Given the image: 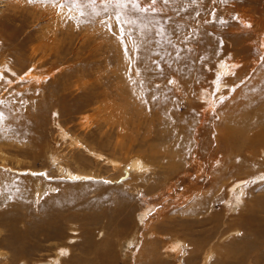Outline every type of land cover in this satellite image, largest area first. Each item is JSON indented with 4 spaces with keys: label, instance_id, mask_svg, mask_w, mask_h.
I'll list each match as a JSON object with an SVG mask.
<instances>
[{
    "label": "rangeland",
    "instance_id": "1",
    "mask_svg": "<svg viewBox=\"0 0 264 264\" xmlns=\"http://www.w3.org/2000/svg\"><path fill=\"white\" fill-rule=\"evenodd\" d=\"M54 3L0 0V171L8 180H19L31 189L11 204L0 198V264H179L183 256L169 259L163 250V240L174 235L187 241L184 264H202L207 254L206 264H264L262 126L245 133L244 143L239 139L244 135L230 133V138L235 137L234 146L224 141L218 146L210 139L204 144L201 134L197 149L193 142L187 144L191 137L183 138L188 121L191 136L194 124L199 125L195 121L206 120L207 126H214L210 137H217L222 132L218 127L228 123L235 130L241 119L256 116L254 108L243 116L238 108L228 110V105L255 70L264 66L260 47L264 44V0H169L167 4L158 0L154 6L151 0H138L137 4L122 0L120 5L107 0ZM51 10L53 18L49 19L46 13ZM214 36L224 55L234 52L243 63L253 59L257 63L248 68L247 79H239L225 91L223 102L217 97L209 103L217 66H213L214 57L205 52L208 43L217 41ZM244 44L251 54L237 50ZM191 58L199 59L194 61L197 68ZM178 65L185 70L179 71ZM185 72L191 77L188 73L185 77ZM189 84L192 93L187 90ZM197 89L202 94L208 90L209 96L200 97ZM260 105L259 119L264 120V101L254 103L257 108ZM107 108L113 110V116ZM231 116L233 122L229 123ZM63 129L65 135L71 132L86 143L80 148L84 151L78 152L60 132ZM122 131L127 133L122 135ZM128 140L136 153L155 155L156 173L149 172L145 181H138L142 186L151 183L152 188L147 187L151 193L140 197L142 190L136 194L133 187L107 189L109 184L101 179L71 182L60 174L64 165L107 176L113 171L111 166L86 148L94 145L107 156L122 157L115 143ZM152 143L159 145L158 153ZM196 151L198 157L193 158ZM218 171L220 174L215 173ZM222 181L226 182L218 190ZM238 182L246 188L244 199L243 191L234 188ZM37 184L45 189L40 198L35 194ZM2 188L0 182V191ZM67 196L74 200L65 199ZM93 199H98V209L83 203ZM68 200L77 202V209L86 205L81 207L89 215L96 210L95 217H78L82 211H73ZM65 202L71 206L66 205L62 217L56 208L65 210ZM154 228L157 236H153ZM159 233L162 239L155 238ZM238 241L240 251L232 252L231 244Z\"/></svg>",
    "mask_w": 264,
    "mask_h": 264
},
{
    "label": "bare ground",
    "instance_id": "2",
    "mask_svg": "<svg viewBox=\"0 0 264 264\" xmlns=\"http://www.w3.org/2000/svg\"><path fill=\"white\" fill-rule=\"evenodd\" d=\"M57 2V1H56ZM144 2V1H143ZM146 2V1H145ZM149 3V2H148ZM54 5H55V3H54ZM150 5V4H149ZM162 6V5H161ZM166 6V5H165ZM55 7V6H54ZM56 10V9H55ZM163 11V10H162ZM52 10L51 11H48V13H46V15H51L52 14ZM62 14V13H61ZM240 15H242V16H244V17H248L247 15H244V14H241L240 13ZM55 17V16H54ZM58 17H60L59 16V13H57V18ZM51 18H53V15L52 16H50L49 17V19H51ZM63 18V17H62ZM56 19V18H55ZM59 19V18H58ZM56 21V20H55ZM59 23V22H58ZM63 23V22H62ZM54 25H57V24H54ZM60 28V27H59ZM55 31V30H54ZM57 31V30H56ZM65 31V30H64ZM63 32V31H62ZM56 33V32H55ZM91 33V32H90ZM57 34H58V32H57ZM88 34V33H87ZM220 34V33H219ZM89 35V34H88ZM84 36V35H83ZM217 37H219L218 35H217ZM217 37H215L214 36V39L215 38H217ZM86 38V37H85ZM84 38V39H85ZM94 38V37H93ZM194 38V37H193ZM220 38H221V36H220ZM83 39V40H84ZM87 39V38H86ZM218 39L219 38H217V41H216V39L215 40H213V43L215 42H218ZM82 40V41H83ZM85 41V40H84ZM209 41V40H208ZM220 41V40H219ZM202 42V41H201ZM206 43V42H205ZM213 43H211L210 42V44L208 43V47L206 46V52L205 53H208L207 54V56H211L212 58L214 57V59H213V66H217V68H216V77H215V83H214V86H212L213 87V93H212V96H211V98L209 99V103L214 99H216L217 97H219V98H221L222 97V95H224V93H225V91H228V90H230V89H232L233 87H234V84L240 79L241 80V78H243V79H247V74L249 73V70H248V68L250 67V66H253V65H255L256 63H257V59H253L250 63H243L241 60H239V59H237V58H235V53L233 52V53H230L229 55H224L225 54V52H223V49H222V47H220L219 45H216L215 43L213 44ZM232 45H234V43H232ZM232 45H231V47H232ZM201 47V46H200ZM260 47L264 50V44H261L260 45ZM202 51H203V49H201ZM211 50L213 51V52H211ZM237 50H239V51H241V52H248L249 54H251L252 52H251V50L249 49V46L247 45V44H244V45H241V47H239V48H237ZM72 51V50H71ZM205 51V50H204ZM197 52V51H196ZM195 53V52H194ZM58 54H60V53H58ZM57 54V55H58ZM195 54H197V55H194V56H196V58L194 57V59H197V57H199V55H198V53H195ZM192 55V54H191ZM192 57V56H191ZM202 57V56H201ZM204 57V56H203ZM210 57V58H211ZM206 58V57H205ZM211 58V59H212ZM202 59V58H201ZM204 59V58H203ZM202 59V60H203ZM191 60L193 61V59L191 58ZM199 60V59H198ZM198 60H196V61H198ZM208 60V59H207ZM221 60H223V62L221 63L220 61ZM195 61V60H194ZM193 61V63H195ZM220 62V63H219ZM190 62L188 61V64H189ZM197 63V62H196ZM196 63L194 64V66H196V68H197V65H196ZM200 64L202 63V62H199ZM218 63H219V66H218ZM191 64H192V62H191ZM182 65V64H181ZM181 65L178 67L179 68V71L181 70V69H184V68H181L180 69V67H181ZM184 65V64H183ZM186 65V64H185ZM193 65V64H192ZM194 66H193V68H194ZM198 66H200V65H198ZM185 67V66H184ZM192 67V66H191ZM174 69H177V67L176 68H174ZM190 69V68H189ZM247 70L248 72L246 73V75L245 76H243L244 74V71L245 70ZM250 69V68H249ZM185 70V69H184ZM251 70V69H250ZM175 71V70H174ZM197 71V70H196ZM200 71V70H199ZM210 71V70H209ZM193 72H195V71H193ZM177 73V72H176ZM178 73H180V72H178ZM184 73V72H183ZM182 73V74H183ZM186 73V76L185 77H187V73L188 72H185ZM192 73V72H191ZM82 75V74H81ZM175 75H177V74H175ZM179 75H181V74H179ZM178 75V76H179ZM192 75H195V74H193L192 73ZM215 75V74H214ZM188 76H189V73H188ZM252 76V78H250L249 79V81L248 82H246V84L241 88V89H239V90H237V92L234 94V97H233V99H232V101H230L229 102V105H228V110H230V109H233V111L236 109V108H238V113H239V115H246V113L248 114V113H252L253 111V108L254 109H256L255 111H254V115H256L255 117H253V119H250V120H246L245 118L244 119H241L240 117H238V118H240L241 120L239 121V119H238V121L239 122H237V118H236V126L235 127H237V129L235 128V130H232V129H234L233 127H230V125L227 123V121L230 123V122H233V120L231 119L233 116H231V117H228V120L225 122V123H227V125L225 126V127H223V128H219L218 127V131H222L221 133H219V136H217L216 134H214V135H216L217 137H215L214 135V137H210V135H209V132L211 133V131L210 130H213V127H212V129L210 128V126H207L206 125V120H197V121H195V122H199V125L198 126H196V124H194V126L196 127V129H195V132L193 133V135L191 136V133H190V131H191V124L189 123V121L186 123V125H185V131H184V136H183V138H192V140L191 139H189V140H187L186 142H187V144H189V146H192L193 144H195L196 145V148L197 149H199L200 147L199 146H201V144H199L198 142H196V140L198 139V137H200L201 136V134H203L204 135V137L202 138V140H204V144H208V139H210L209 141H211V142H213V144H216V145H220L219 143H220V141H224L225 143H227L228 144V146H234V141H235V137H234V139H233V137L232 138H230L231 136H230V133H235V132H237V133H239V134H241V135H244L245 133H247L248 131L250 132L251 130H253V128L255 127V126H257V125H259L260 126V128H261V126H262V128L261 129H263L264 130V120H260L259 119V116H260V114L263 112V106L262 105H260L261 107L260 108H257V106L255 107L254 106V103H256V102H260V101H264V86H263V83H264V66L263 67H259L258 69H256L255 70V73L253 74V75H251ZM189 77H191V76H189ZM213 77V76H212ZM181 78V77H180ZM172 80V79H171ZM195 80V79H194ZM174 81H176V80H174ZM199 81V80H198ZM176 83V82H175ZM185 83V82H184ZM199 83V82H198ZM187 85V84H186ZM190 85L191 84H189L188 86H189V88H188V86H187V90H189V92H191L192 93V89H194V88H191L190 89ZM201 85H203V84H201ZM176 86V85H175ZM261 86H263V88L261 87ZM210 87V86H209ZM207 89V88H206ZM138 90V89H137ZM141 91H142V89H140ZM196 90V89H195ZM234 91V90H233ZM128 92V91H127ZM133 92V91H132ZM139 92V91H138ZM119 93V92H118ZM125 93V92H124ZM135 93V92H134ZM140 93V92H139ZM142 93V92H141ZM228 93V92H227ZM107 94V93H106ZM120 94V93H119ZM143 94V93H142ZM197 94H199V96L201 97L202 95V97H204L205 99H206V97L207 96H209V92H208V90H205L204 92H203V94H202V89L201 90H199V89H197ZM113 95V94H112ZM127 95V94H126ZM139 95H141V94H139ZM121 96H123V95H121ZM129 96V95H128ZM132 96V94L130 95V97ZM134 96H136V95H134ZM141 98V97H140ZM224 98V97H223ZM126 99V98H125ZM124 99V100H125ZM131 99V98H130ZM135 100V99H134ZM190 100V99H189ZM226 100V99H225ZM230 100V99H229ZM129 101V100H128ZM136 101V100H135ZM135 101H133V102H135ZM201 101V100H200ZM206 101V100H205ZM208 101V100H207ZM104 103L106 102V101H103ZM214 102V101H213ZM104 103H101V104H103V106L102 107H105L104 106ZM146 103V102H145ZM144 103V104H145ZM149 103V102H148ZM205 104L207 103V102H204ZM215 103H217V102H215ZM246 103V104H245ZM109 104H110V102H109ZM151 104V103H150ZM228 104V103H227ZM241 104V105H240ZM253 104V105H252ZM106 105V104H105ZM137 105V104H136ZM143 105V104H142ZM152 105L153 104H151V107L150 108H152ZM155 105H157V104H155ZM243 105V106H242ZM99 106H100V104H99ZM139 106V105H138ZM154 106V105H153ZM98 107V106H97ZM136 107V106H135ZM147 107V106H146ZM213 107V106H212ZM94 108V107H93ZM148 108H149V106H148ZM96 109V108H95ZM101 109V108H100ZM102 109H104V108H102ZM106 109V108H105ZM157 109V108H156ZM155 109V110H156ZM107 110H108V112L110 113V115H112L113 116V110H111L110 108H107ZM143 111V110H142ZM225 111V110H224ZM105 112H107V111H105ZM104 112V113H105ZM149 112V111H148ZM153 112V111H152ZM261 112V113H260ZM101 113H103V110H101ZM103 113V114H104ZM140 113V112H139ZM250 113V114H251ZM142 114H144V113H142ZM141 114V115H142ZM145 114H148V113H145ZM237 115V114H236ZM236 115H234V116H236ZM262 115H264V114H262ZM200 116V115H199ZM264 117V116H263ZM230 118V119H229ZM261 118V117H260ZM87 119V118H86ZM219 119V118H218ZM221 119V118H220ZM219 119V120H220ZM226 119H227V117H226ZM222 121H223V119H222ZM224 123V124H225ZM232 124V123H231ZM60 125V124H59ZM219 125V124H218ZM223 124H222V122H221V126H222ZM101 127H103V125H100ZM104 126H105V124H104ZM217 126V125H216ZM28 127H29V125H28ZM58 128H59V126H58ZM232 128V129H231ZM29 129V128H28ZM60 129V128H59ZM69 130V129H68ZM207 130V131H206ZM262 130V131H263ZM33 131V130H32ZM179 131V130H178ZM256 131V130H255ZM24 132V131H23ZM60 132H62V135L63 136H65L66 137V139L68 140H70V142H72V144L74 145V147H77V149H78V152L79 153H81L82 151H84V149L82 150V149H80V148H83V147H86L85 146V144L86 143H82V141H81V139L78 137V135H72L71 134V132H70V134L69 135H65V133H67V132H65V130L63 129L62 131L60 130ZM106 132H108V131H106ZM207 132V133H206ZM214 132V131H213ZM217 132V131H216ZM26 133H28V132H26ZM30 133V132H29ZM35 133V132H34ZM104 133H105V131H104ZM121 133H123L122 135H124L125 133H127L126 131H122ZM215 133V132H214ZM236 133V134H237ZM255 133V132H254ZM257 133V132H256ZM262 133H264V131L262 132ZM61 134V133H60ZM178 134V133H177ZM261 134V133H260ZM28 135V134H27ZM253 135V134H252ZM246 135H244V136H242V137H240V136H238V138L241 140V143H244V141H243V138L245 137ZM248 137H249V135H248ZM253 137V136H252ZM255 137V136H254ZM258 137V136H257ZM257 137H255V138H257ZM261 137H262V135H261ZM206 138V139H205ZM251 138V137H250ZM259 138V137H258ZM64 140V139H63ZM134 140V138H132V141ZM247 140V139H246ZM245 140V141H246ZM65 141V140H64ZM131 141V142H132ZM252 141H254L252 138H251V141L250 142H252ZM106 142H108V141H105V143ZM128 142L129 143H127L126 142V144H125V142H121V141H118L117 143H115V146H119L120 147V149H121V151H122V153H123V156L122 157H119V155L120 154H118V157H115L114 156V154H113V156L111 157V156H107L106 154H105V152H103L102 150H99V148L97 147L96 148V146H94V145H92V146H89V147H87L86 149L87 150H89L91 153H93L92 155H96V157H97V159H101V160H104L105 161V163L106 164H108V165H110L111 166V169L113 170L110 174L108 173V175L106 176V175H104V174H102V173H100V172H93V171H90V172H87L86 173V171L85 170H82V171H77V170H75V169H73V168H70V167H64V165L63 166H61L59 169H60V174H62L63 176H65L66 178H68L69 176H72V175H75V176H88V177H92L93 179H101V180H104V181H108L109 183V186H106L105 188H109V187H113V188H116V189H122V190H127L128 188H134L132 191L133 192H135L136 194L138 193V191L140 190H142L141 191V193L139 194V196L140 197H142L143 195H145L146 193H151V189L150 188H147V187H151L152 188V186H151V183H149V182H146L145 183V186H142L139 182L140 181H145V178L147 177V175H148V173L149 172H153V173H156V170H155V167H156V164H157V160H153L154 158H155V155H154V153L153 152H151V154L150 155H146L145 153L143 154V153H136V151L137 150H134L135 148H134V146L132 145V143L128 140ZM192 142H193V144H192ZM248 142V141H247ZM249 142V143H250ZM68 143V142H67ZM104 143V144H105ZM253 143V142H252ZM71 144V145H72ZM88 145V144H87ZM106 146V145H105ZM150 146H152V148H153V151L155 152V153H158L159 152V150L157 149V148H160V147H158L159 145H154L153 143L152 144H150ZM217 146V147H218ZM101 147V146H100ZM116 148V147H115ZM85 149V150H86ZM117 155V154H116ZM53 156V155H52ZM58 156V155H57ZM91 156V155H90ZM198 157V153H197V151L196 152H194V156H193V158H197ZM61 159V158H60ZM58 160H59V158H58ZM94 160V159H93ZM62 161V160H61ZM60 161V162H61ZM103 161V162H104ZM94 162H95V160H94ZM100 162V161H99ZM187 162V161H186ZM198 162V161H197ZM217 163V162H216ZM104 164V163H103ZM105 164V165H106ZM176 164H178V163H176ZM58 165V164H57ZM107 165V166H108ZM223 166V165H222ZM204 169H206V168H204ZM210 169V168H209ZM207 171H208V169H207ZM220 171H218V172H215V173H219ZM224 172V171H223ZM202 173V172H201ZM204 173H205V171H204ZM3 174L5 175V173H3V172H1L0 171V182L5 186V188H2V190L0 191V198L1 199H3V200H6V201H8V202H10V204L14 201V200H21V198L23 199V197L24 196H27L28 195V190H31V189H29V187L27 186V185H24L23 183H21V181H19V180H14V181H10V180H8L6 177H4L3 176ZM59 174V175H60ZM212 175H213V172L211 173ZM220 174V173H219ZM61 175V176H62ZM218 175V174H217ZM223 175V174H222ZM221 175V176H222ZM225 175V174H224ZM223 175V176H224ZM220 176V175H219ZM255 176V175H254ZM65 177H64V179H65ZM149 177V176H148ZM164 177V176H163ZM207 177V176H206ZM214 178H215V176H214ZM93 179H92V181H93ZM166 179V178H165ZM202 179V178H201ZM239 179V178H238ZM67 180V179H66ZM97 180H95V181H97ZM149 180V179H148ZM196 180V179H195ZM203 180V179H202ZM214 180V179H213ZM212 180V181H213ZM224 180H226V179H224ZM139 181V182H138ZM155 181V180H154ZM153 181V182H154ZM205 181V180H204ZM72 182V181H71ZM70 182V183H71ZM75 182V181H74ZM161 182H162V180H161ZM226 181H222V184L219 186V188H218V190H221V186H223L224 185V183H225ZM243 182V181H242ZM97 183V182H96ZM135 183H139V184H135ZM209 183V182H208ZM236 183V182H235ZM144 184V183H143ZM155 184V183H154ZM211 184H213V183H211ZM233 184V183H232ZM6 185H8V186H10V188H14L15 189V191L17 192H14V191H12V190H10L9 188H7V186ZM38 185V189L36 190V192H35V194L37 193V196L40 198L41 197V195H42V193L45 191V189L43 188V186L41 185V184H37ZM84 185H90V184H84ZM214 185V184H213ZM74 186V185H73ZM136 186V187H135ZM173 186V185H172ZM236 186H238L239 187V192L241 193V191H243V193H242V198H243V195H245V192H246V188H242V185H241V182H238L235 186H234V188H236ZM82 187H84V186H82ZM82 187H80V189H82ZM86 187V186H85ZM146 187V188H145ZM155 187V186H154ZM215 187V186H214ZM210 188H212V185H210ZM233 188V189H234ZM74 189V188H73ZM72 189V190H73ZM76 189V188H75ZM79 189V188H78ZM79 189V190H80ZM167 189V188H166ZM173 189V188H172ZM242 189V190H241ZM69 190V189H68ZM71 190V191H72ZM156 190V189H155ZM82 191H83V189H82ZM87 191V190H86ZM159 191V190H158ZM168 191H170L169 189H168ZM84 192H85V190H84ZM124 192V191H123ZM131 192V191H130ZM129 192V193H130ZM202 192V191H201ZM73 193V191L70 193V194H72ZM239 193V194H240ZM69 194V193H68ZM77 194H78V192H77ZM77 194H75L76 196H77ZM127 194V193H126ZM3 195H6L7 196V198H3L2 196ZM73 195V194H72ZM82 195H83V193H82ZM156 195H158V194H156ZM206 196H207V194H206ZM69 197L70 196H67V197H65V199H69ZM191 197H193V196H191ZM238 197H239V195H238ZM27 198V197H26ZM60 198V197H59ZM71 199H72V197H70ZM74 198V197H73ZM75 199H76V197H75ZM111 199V198H110ZM113 199V198H112ZM198 199V198H197ZM244 199V198H243ZM72 200H74V199H72ZM98 199H95V201H94V199H93V202H90V203H88V202H83L84 204H89V205H93L94 206V204H95V206H96V209H98L97 207L99 206V202L97 201ZM190 200V199H189ZM206 200V199H205ZM240 200H242V199H240ZM12 201V202H11ZM25 201V200H24ZM69 202H71L70 200H68ZM67 201V202H68ZM119 201V200H118ZM191 201V200H190ZM198 201V200H197ZM58 202V201H57ZM201 202H202V200H201ZM244 202V201H243ZM246 202V201H245ZM75 203H77V202H75ZM75 203H73V202H71V205L73 204V206H71V205H69L68 203H64V206H66V205H68V206H71V209H73L74 208V210L73 211H76V210H78V211H82V214L81 215H78V213H74V215H78V217L79 216H81V217H84V218H90L91 216H93V217H95V213H96V210H94V212L95 213H93L92 212V214L91 215H89L88 214V212L86 213L85 211H83V209H82V207H85V206H80L78 209L76 208V204ZM115 203V202H114ZM188 203H190V202H188ZM197 203V202H196ZM203 203V202H202ZM202 203H201V205H202ZM60 204V203H59ZM241 204V203H240ZM197 205V204H196ZM205 205H207V204H205ZM8 206V205H7ZM63 206V207H64ZM94 206V207H95ZM116 206V205H115ZM184 206V205H183ZM189 206V205H188ZM5 207V206H4ZM50 207V206H49ZM196 207V206H195ZM201 207V206H200ZM88 208V207H87ZM86 208V209H87ZM174 208H176V207H174ZM199 208V207H198ZM241 208H244V207H242V205H241ZM5 209V208H4ZM236 209V208H235ZM238 209V208H237ZM117 210V209H116ZM180 210H181V207H180ZM187 210V209H186ZM3 211V210H2ZM56 211L59 213V215H61L62 216V214L65 212H67V206H66V209L65 210H63L62 208H61V210L60 209H58V208H56ZM69 211V210H68ZM115 211V210H114ZM179 211V210H178ZM192 211V210H191ZM70 212V211H69ZM77 212V211H76ZM118 212V211H117ZM172 212V211H171ZM193 212V211H192ZM56 213V212H55ZM177 213V212H176ZM191 213V212H190ZM252 214V213H251ZM251 214H249V216L253 219V220H255L254 219V217H252L251 216ZM194 215H195V213H194ZM97 216V215H96ZM128 216V215H127ZM126 216V217H127ZM163 216V215H162ZM54 217V216H53ZM63 217V216H62ZM125 217V218H126ZM65 218H67L66 217V214H65ZM173 218L171 217V220H172ZM167 220V219H166ZM192 220H193V218H192ZM210 220V219H209ZM53 221V220H52ZM129 223V222H128ZM131 223V222H130ZM176 223V222H175ZM190 223V222H189ZM71 224V223H70ZM126 224H127V222H126ZM169 227V226H168ZM77 228V227H76ZM123 228V227H122ZM166 228V230H167V227H165ZM150 229V228H149ZM163 229V228H162ZM127 230V229H126ZM129 230H130V228H129ZM118 231H121V230H119L118 229ZM107 232V231H106ZM122 232V231H121ZM131 232L132 231H130V232H128V234H127V236L128 235H130L131 234ZM153 236H157V234H158V231H157V228L155 229L154 228V230H153ZM164 232V231H163ZM125 233V232H124ZM134 233H136V231H134ZM134 233H132V234H134ZM112 234V233H111ZM118 233H116V235H117ZM160 234V237L158 236V237H155V238H157V239H160L161 238V233H159ZM108 235H110L109 233H108ZM122 235V234H121ZM112 236V235H111ZM135 235H133V237H134ZM137 236V235H136ZM233 235H231L230 236V238L232 237ZM73 239V238H72ZM162 239V238H161ZM74 240V239H73ZM138 240V239H137ZM108 241V240H107ZM106 241V242H107ZM111 241V240H110ZM109 241V242H110ZM161 241V240H160ZM165 243L163 244V250H165V252H164V254L165 255H167L168 257H169V259H171V258H174L175 260H177L180 256H185V255H183V254H186V250H185V246H186V244H187V241L185 240V238H183V239H181V237H179V236H177V235H174L173 237L171 236V238L168 240L167 238L165 239V240H163ZM163 241H162V243H163ZM132 242H134L133 240H132ZM136 242V241H135ZM140 242V241H139ZM149 242V241H148ZM240 242L241 241H238V242H236V243H232L231 245L232 246H230V250L232 251V252H238V251H240V249H241V244H240ZM104 243V242H103ZM111 245V244H110ZM153 245V244H152ZM156 245H158V244H156ZM251 245L253 246V242H251ZM142 246V245H141ZM147 247V246H146ZM149 247H151V246H149ZM149 247H147V248H149ZM162 247V246H161ZM160 248V247H159ZM221 248V247H220ZM59 249V248H58ZM223 249L225 250V251H228L229 250V248L227 247V246H223ZM140 250V249H139ZM142 251V250H141ZM149 251V250H148ZM213 252H214V248H213ZM257 252V251H256ZM151 253H153V252H151ZM215 253V252H214ZM261 253V252H260ZM5 254V253H4ZM163 254V255H164ZM63 256V255H62ZM138 256V255H137ZM256 256V255H255ZM145 257H147L146 255H145ZM183 257L181 258V261L179 260V264H184V261H183ZM208 254H207V258H204L203 259V263L202 264H206V262H207V259H208ZM244 257V256H243ZM254 257V256H253ZM63 258V257H62ZM149 258V257H148ZM255 258V257H254ZM59 259H61V257L59 258ZM97 260H98V257L96 258ZM143 259V258H142ZM146 260V259H145ZM82 261V260H81ZM80 260H79V262H81ZM146 261H148V260H146ZM162 261V260H161ZM84 262H85V260H84ZM95 262H96V260H95ZM98 262V261H97ZM169 262V261H168ZM41 264H43V262H40ZM75 263V262H74ZM73 263V264H74ZM154 263V262H153ZM250 263V262H249ZM248 263V264H249ZM23 264H26V262H23ZM78 264V263H77ZM85 264H87L86 262H85ZM97 264V263H96ZM146 264V263H145ZM157 264V263H156Z\"/></svg>",
    "mask_w": 264,
    "mask_h": 264
},
{
    "label": "snow or ice",
    "instance_id": "3",
    "mask_svg": "<svg viewBox=\"0 0 264 264\" xmlns=\"http://www.w3.org/2000/svg\"><path fill=\"white\" fill-rule=\"evenodd\" d=\"M30 3H33L35 2V0H29ZM41 2L43 3H47V2H55V0H41ZM107 2H112V3H115L117 5H120L122 3V0H107ZM126 2V0H125ZM158 2V0H151V4L154 6L156 3ZM169 2V0H163V3L167 4ZM213 2H215V0H213ZM221 2H223V0H221ZM132 3L133 4H137L138 3V0H132ZM152 11H155L156 9L153 7L151 9ZM141 11H149L148 8H141ZM120 13L118 12L117 15H116V19L118 20V17H119ZM250 27V25H249ZM221 46H222V41L220 42ZM0 79H3V77H0ZM5 83H11V81H5ZM169 83H172V81H169ZM155 99V97H154ZM221 102H223V97H221ZM3 101H0V104H2ZM55 115V114H54ZM31 175H41V176H47V173H31ZM49 179H51V177H48ZM69 180L71 181H90L92 180L93 178L92 177H88V176H75V175H72V176H69L68 177ZM104 183H109L108 181H103Z\"/></svg>",
    "mask_w": 264,
    "mask_h": 264
}]
</instances>
